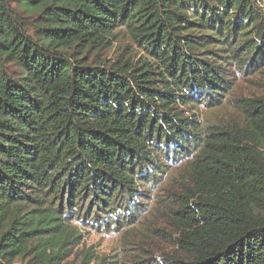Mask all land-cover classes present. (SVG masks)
Here are the masks:
<instances>
[{"label": "trees", "instance_id": "16d2710c", "mask_svg": "<svg viewBox=\"0 0 264 264\" xmlns=\"http://www.w3.org/2000/svg\"><path fill=\"white\" fill-rule=\"evenodd\" d=\"M232 68L264 74V0H0V264L148 216L169 264H264V95Z\"/></svg>", "mask_w": 264, "mask_h": 264}, {"label": "rangeland", "instance_id": "374dc122", "mask_svg": "<svg viewBox=\"0 0 264 264\" xmlns=\"http://www.w3.org/2000/svg\"><path fill=\"white\" fill-rule=\"evenodd\" d=\"M127 41L128 38L121 34L119 40L112 47L102 52L100 57L114 60L118 56V50L120 51L124 48V45L130 44ZM232 71L235 72V86L232 97L253 98L254 96L264 95V74L243 76L235 68H232ZM201 110L204 117L208 118L207 120L209 121H212L215 117L220 118L216 113L206 111L202 107ZM221 111L220 115L224 116L225 120L239 119V113L229 104H226V107L222 108ZM159 193L160 191L158 195ZM152 195L149 201H146L147 205L145 206V212H143L144 215L150 213L155 206L154 198H156L157 194L153 193ZM149 217H146L148 220H144L143 223H141L142 220H138L130 232H127V226H123L119 230L117 228L110 230L99 228V230H94L91 227L84 229L81 245L75 249L74 254L68 257L64 263L80 264L83 252L92 249L100 256L118 257L126 264H169L171 257L173 258L178 253L177 248L168 236L162 237L160 233L149 232L152 223ZM169 225H171L169 220L162 218L158 224H153L152 227L156 229V232L161 229H168V235H173V228Z\"/></svg>", "mask_w": 264, "mask_h": 264}]
</instances>
